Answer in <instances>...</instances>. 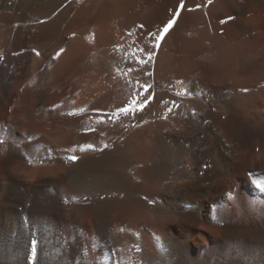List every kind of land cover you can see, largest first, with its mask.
<instances>
[{"label":"bare ground","instance_id":"1","mask_svg":"<svg viewBox=\"0 0 264 264\" xmlns=\"http://www.w3.org/2000/svg\"><path fill=\"white\" fill-rule=\"evenodd\" d=\"M178 2L0 0V264H264V0H186L125 59Z\"/></svg>","mask_w":264,"mask_h":264},{"label":"snow or ice","instance_id":"2","mask_svg":"<svg viewBox=\"0 0 264 264\" xmlns=\"http://www.w3.org/2000/svg\"><path fill=\"white\" fill-rule=\"evenodd\" d=\"M212 3V0H208V4L210 5ZM207 6V5H205ZM201 5L197 4L196 9H199ZM186 9V0H179L178 4L170 9L171 15L169 18L162 22L160 27L157 29V32L155 34L153 33H148L150 37L155 41L153 44L154 48H159L161 45V42L163 39L166 37V35L170 34L171 31H173L179 21V19L182 16V12ZM195 9L188 8L187 11H193ZM228 19H231L229 17ZM46 20H41L38 21L40 24L46 23ZM227 21L222 20L221 23H226ZM138 27L143 28V25H139ZM129 36L133 35V33L129 32ZM118 51H121L124 53V58L125 59H130L134 60L137 65L140 66H146L148 63H150L154 59V53L152 51H147L143 48H135V47H130L128 50H124L122 48L117 47ZM36 56L41 55L39 51H36L35 49L32 50ZM64 51V49H60L59 52L56 53V57H59L61 53ZM146 53V54H145ZM55 59V57H53ZM117 71H120V69H117ZM134 69L132 67H128L126 72H123V75L129 76ZM131 83V80L129 81ZM135 88L138 89L137 91H134L132 94V98L129 100V102L123 106L117 108V110L111 114L108 115V119H113L116 118L118 119L121 114H123L125 117L129 115L135 116L136 114H139L143 112L146 107L150 106L151 102L155 99V94L151 93V88L152 85L147 84V83H140L139 80L136 81ZM186 90L177 91L175 93L176 96H181L185 95ZM161 103L165 106L166 112L164 118L166 119L169 114L173 112L175 108H177V102L175 100L172 101H166L162 100ZM170 105V106H169ZM79 111H84L83 109H80ZM74 113H69V115H73ZM108 145H104V148H107ZM84 148L87 149H92L93 145L92 144H87L82 146V150ZM66 159L70 162H76L79 157L75 155H69L66 157ZM261 186H264L261 184ZM123 230V229H122Z\"/></svg>","mask_w":264,"mask_h":264},{"label":"rangeland","instance_id":"3","mask_svg":"<svg viewBox=\"0 0 264 264\" xmlns=\"http://www.w3.org/2000/svg\"><path fill=\"white\" fill-rule=\"evenodd\" d=\"M211 32V31H210ZM258 79H257V84L253 85L255 87V89H257L256 91V94L259 93L261 95V90H264V86H263V82H264V70L260 73H258ZM257 94V95H259ZM259 183L253 181V183H250L251 185V189H252V195H250V200H252L254 203H256L257 205L261 206L264 208V192L259 188V189H256L258 187H260L258 185ZM243 189H244V186H242L241 188H239L237 191L238 195H240V192L242 191L243 192ZM261 191V192H260ZM241 192V193H242ZM227 193V194H226ZM225 195L227 197V205L229 206V208H235L236 206V200H235V194H234V190L231 189V192H226ZM263 195V196H261ZM241 196V195H240ZM257 199H261L259 202L257 201ZM187 207V206H186ZM185 207V209H187ZM188 207H191V205H188ZM253 207V206H252ZM243 219H247L246 217H243ZM263 225V224H262ZM150 231V229L148 230ZM154 241V240H153Z\"/></svg>","mask_w":264,"mask_h":264}]
</instances>
